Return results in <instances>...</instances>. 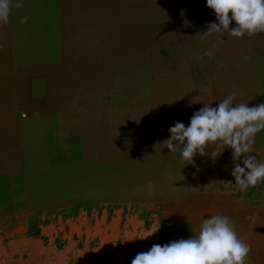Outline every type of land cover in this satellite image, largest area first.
Returning a JSON list of instances; mask_svg holds the SVG:
<instances>
[{
	"label": "rangeland",
	"instance_id": "rangeland-1",
	"mask_svg": "<svg viewBox=\"0 0 264 264\" xmlns=\"http://www.w3.org/2000/svg\"><path fill=\"white\" fill-rule=\"evenodd\" d=\"M23 5L0 24V264H131L217 213L264 264V180L236 186L229 148L159 144L203 103H264V32L202 38L206 0Z\"/></svg>",
	"mask_w": 264,
	"mask_h": 264
},
{
	"label": "clouds",
	"instance_id": "clouds-1",
	"mask_svg": "<svg viewBox=\"0 0 264 264\" xmlns=\"http://www.w3.org/2000/svg\"><path fill=\"white\" fill-rule=\"evenodd\" d=\"M23 6V0H0V24H7L13 9ZM206 6L214 11L217 22L208 25L200 34L202 38L214 34L224 37V33L244 38L264 32V0H206ZM27 21L25 16L21 23ZM233 22L235 26L230 28ZM235 95L219 101L216 107L211 102L203 103L187 126L175 122L168 130L169 138L159 144L171 153L179 151L185 164H193L197 155H209V146L231 149V175L235 185L246 190L264 180V160L252 154L251 143L252 137L264 130V103H235ZM249 252L247 239L239 234L231 218L217 213L204 218L190 238L154 244L148 251L138 253L131 264H246Z\"/></svg>",
	"mask_w": 264,
	"mask_h": 264
}]
</instances>
